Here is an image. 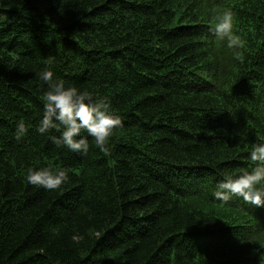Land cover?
Returning <instances> with one entry per match:
<instances>
[{
    "label": "trees",
    "instance_id": "1",
    "mask_svg": "<svg viewBox=\"0 0 264 264\" xmlns=\"http://www.w3.org/2000/svg\"><path fill=\"white\" fill-rule=\"evenodd\" d=\"M225 10L242 47L208 31ZM45 69L110 101L107 151L36 131ZM260 143L264 0H0V264H264V207L211 199Z\"/></svg>",
    "mask_w": 264,
    "mask_h": 264
},
{
    "label": "clouds",
    "instance_id": "2",
    "mask_svg": "<svg viewBox=\"0 0 264 264\" xmlns=\"http://www.w3.org/2000/svg\"><path fill=\"white\" fill-rule=\"evenodd\" d=\"M234 16L231 10H225L215 16L213 32L221 40L227 41L228 48L242 47L243 41L236 35ZM53 72L45 69L39 79L47 85L44 92V108L36 131L45 135L53 130L58 136L50 139L57 147L67 148L73 153L87 154L89 137L97 149L107 151V143L114 130L121 128L122 120L112 110L107 98L94 99L87 90H80L65 85L62 80H54ZM28 132V127L21 122L16 127V139H21ZM249 158L254 167L241 170L236 176H229L217 183L211 193V199L228 203L233 196L255 207H264V143L254 144L249 149ZM30 185L39 186L48 191L60 189L70 181L67 170L61 168L53 171L50 168H29L26 173Z\"/></svg>",
    "mask_w": 264,
    "mask_h": 264
}]
</instances>
